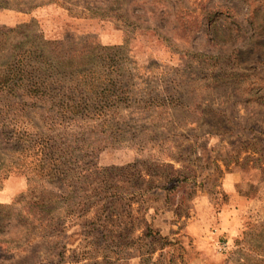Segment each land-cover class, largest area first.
Returning a JSON list of instances; mask_svg holds the SVG:
<instances>
[{"label": "rangeland", "instance_id": "obj_1", "mask_svg": "<svg viewBox=\"0 0 264 264\" xmlns=\"http://www.w3.org/2000/svg\"><path fill=\"white\" fill-rule=\"evenodd\" d=\"M34 32L95 51L118 85L105 116L69 129L0 93V264L51 255L18 214L34 186L69 192L24 147L63 130L83 187L72 204L118 193L128 240L144 220L167 238L127 244L114 264H264V0H0V62Z\"/></svg>", "mask_w": 264, "mask_h": 264}, {"label": "trees", "instance_id": "obj_2", "mask_svg": "<svg viewBox=\"0 0 264 264\" xmlns=\"http://www.w3.org/2000/svg\"><path fill=\"white\" fill-rule=\"evenodd\" d=\"M7 7L13 8L11 5ZM30 37L15 46L10 59L0 62V93H4L8 103L21 109L35 107L45 110L54 125H62L66 129L72 123L105 116L109 103H103V99L113 87H117L118 81L108 76L104 68L97 70L95 63L100 56L86 48L78 49L66 40L47 39L36 32ZM102 65L107 66L105 63ZM112 101H116V97ZM56 120H59L58 124ZM63 135H51L44 141L25 139L24 148L35 157L31 160L35 167L50 182L62 180L69 192L57 196L34 186L32 198L18 214L21 216L19 221L26 227L28 240L39 236L51 251L50 257L43 258L39 264H98L99 256H91L92 251H100L109 264H114L111 254L118 255V251L127 244L134 245L137 240H146L150 245L158 240L167 243V238L145 220L143 237L128 240L136 228L134 225L130 228L121 226V214L114 206L121 200L118 193L107 196L102 190H93L94 197L89 196L78 205L72 204L74 190L83 187L80 177L75 175L78 172H74L75 147L63 140L70 133L63 130ZM91 199L95 202L88 201ZM74 226L79 231L69 233ZM77 235L82 243L69 248L68 242Z\"/></svg>", "mask_w": 264, "mask_h": 264}]
</instances>
